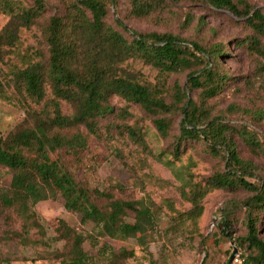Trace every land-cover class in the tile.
Masks as SVG:
<instances>
[{
  "label": "trees",
  "instance_id": "1",
  "mask_svg": "<svg viewBox=\"0 0 264 264\" xmlns=\"http://www.w3.org/2000/svg\"><path fill=\"white\" fill-rule=\"evenodd\" d=\"M169 1L128 0V17L146 18L167 8ZM198 1L242 22L253 35L248 39L252 47L258 45L257 37H264V14L246 1ZM57 2L60 14L40 26L46 0H0V18L5 20L0 25V100L24 115L0 136V171L11 175L7 188L0 185V208L18 221L16 229L3 233L4 238L27 244L33 230L44 236L34 207L60 199L66 212L80 217L81 225H93L95 237L137 239L144 244L146 234L159 222L156 212L140 201L119 197L125 193L123 185L90 189L68 168L72 162L96 171L98 158L87 157L93 138L102 141L131 174L133 186L144 189L152 180L151 173L143 174L149 164L169 172L176 186H157L176 190L189 205L188 211L175 214L173 222L178 225L180 216L196 228L204 213L203 200L215 191L247 193L241 202H231L243 210V236H236L232 213L226 209L220 211L215 227L247 264H264V239L258 227L264 215V179L258 177L257 167L239 156L235 138L253 150L258 142L253 134L212 117L205 107L230 81L220 69L224 50L172 34H139L117 21L116 27L129 35L125 38L107 23L113 0ZM34 28L40 29L45 49L23 40ZM139 66L155 71V82L148 81ZM185 72V88L177 83L169 86L171 76ZM193 91H199L197 103L187 97ZM114 98L120 100L119 107L111 105ZM133 108L143 112L150 126L132 114ZM100 121H108L103 133ZM174 128L177 135L172 136ZM118 146L127 151L125 155ZM195 146L220 160L222 168L206 178L196 176L192 170L197 161L190 153ZM55 233L65 242L61 264H85L82 245L87 237L63 221ZM129 256L120 252L109 262L123 263ZM9 262L0 253V264Z\"/></svg>",
  "mask_w": 264,
  "mask_h": 264
},
{
  "label": "rangeland",
  "instance_id": "2",
  "mask_svg": "<svg viewBox=\"0 0 264 264\" xmlns=\"http://www.w3.org/2000/svg\"><path fill=\"white\" fill-rule=\"evenodd\" d=\"M113 1L115 7L109 9L107 23L125 38H129V35L116 27L117 21L139 34H172L186 42H197L207 48L216 46L224 50L225 57L219 61L220 69L230 81L220 94L206 101L205 107L212 117L222 118L235 130H244L254 135L258 149H251L239 137L235 138V144L239 156L257 167L258 177L264 179V113L261 114L264 112V37H257L258 45L252 47L248 44V39L253 35L242 22L225 11L208 8L198 0H170L167 8L143 19L128 17V0ZM244 1L264 14V0ZM46 2L40 26L62 11L57 0ZM4 21L0 18V25ZM23 40L29 45L45 49L39 28L24 34ZM140 68L148 81L155 82V71L144 66ZM186 75L187 72L171 76L169 86L177 83L180 88H185ZM187 97L197 103L199 91L187 92ZM111 105L119 107L121 102L114 98ZM65 109L64 107V113H68ZM132 114L143 118V124L150 126L143 112L133 108ZM23 116L21 109L0 100V136H5L18 125ZM107 122H99L102 133ZM174 122L177 124V116ZM171 135H177L175 128ZM170 141L171 138L162 142V146H167ZM118 148L125 155L126 150L120 146ZM108 151L102 141L90 138L87 157L98 158L96 171L92 172L85 165L78 166L72 162L68 164V168L77 181L90 189L102 190L118 183L125 187V193L119 197L140 201L154 210L159 222L153 231L146 234L144 244L141 245L137 239L116 241L97 238L93 225H81L80 217L66 212L60 199L48 200L39 202L34 207L45 235L41 237L33 230L27 244L4 238L3 233L16 229L18 221L11 213L2 212L0 208V253L9 258L8 264H61L66 249L65 242L55 233L59 221L87 237L82 245L87 254L85 264H225L232 253V245L221 236L215 225L221 217L220 211L226 209L232 213L229 217L234 221L232 225L236 236H243V210L234 207L231 202H241L248 196L247 193L240 190L232 193L215 191L203 200L204 213L196 228L189 221L183 222L180 216L176 217L181 222L178 225L177 221L173 222L175 214L188 211L189 205L180 198L176 190L157 186L158 183L176 186L169 172L158 164H149L150 169L144 170L143 174L151 173L152 180L141 189L133 186L134 178ZM190 153L197 161V167L192 171L200 178H206L222 168V164L218 163L220 160L207 156L200 146H195ZM10 177L6 171H0V185L7 188ZM128 216V221H131L132 215ZM258 227L264 239V215L260 217ZM120 252L128 253L129 258L123 263L109 262L110 256Z\"/></svg>",
  "mask_w": 264,
  "mask_h": 264
},
{
  "label": "built area",
  "instance_id": "3",
  "mask_svg": "<svg viewBox=\"0 0 264 264\" xmlns=\"http://www.w3.org/2000/svg\"><path fill=\"white\" fill-rule=\"evenodd\" d=\"M230 257V256H229ZM228 257V259H229ZM228 264H247L246 261L244 260V258L240 257L238 252L237 254L235 255V257L232 259V261L229 263L228 261Z\"/></svg>",
  "mask_w": 264,
  "mask_h": 264
},
{
  "label": "water",
  "instance_id": "4",
  "mask_svg": "<svg viewBox=\"0 0 264 264\" xmlns=\"http://www.w3.org/2000/svg\"><path fill=\"white\" fill-rule=\"evenodd\" d=\"M236 254H237V250L232 245V253H231L230 257H229V263L232 261V259L235 257Z\"/></svg>",
  "mask_w": 264,
  "mask_h": 264
}]
</instances>
